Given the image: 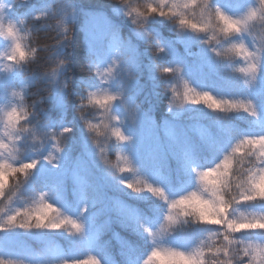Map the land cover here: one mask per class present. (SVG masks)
Wrapping results in <instances>:
<instances>
[{
    "label": "clouds",
    "instance_id": "9594fccd",
    "mask_svg": "<svg viewBox=\"0 0 264 264\" xmlns=\"http://www.w3.org/2000/svg\"><path fill=\"white\" fill-rule=\"evenodd\" d=\"M104 4L112 14L109 19L114 47L102 57L86 53L82 60H77L72 48L74 28L67 19L74 8L61 4L57 12H42L37 16V19L51 16L47 23L48 31L43 33L45 42H41L40 33L31 25L21 28L6 19V9L11 4L0 0V37L11 42L9 47L0 51V69L10 71L14 66H20L24 74L21 87H13L0 97V220L19 213L18 220L32 225L15 228L82 236L85 220L81 215L87 209V202L79 199L75 188L71 204L54 201L51 192L45 190L24 199L22 189L29 176L13 178L4 190V175L8 169L3 162L6 160L13 165L25 162H17L24 151L21 142L25 145L30 142L32 151L36 153L47 145L42 158L57 169H63L65 161L78 149L73 163L83 162L95 170L94 190L109 194V200L130 209L138 219L142 210L129 201L154 198L166 206L163 216L166 221L169 202L190 191L170 198L166 187L153 178L142 161L141 152L154 155L161 165L168 163L175 150L170 128L181 117L182 111L188 105H204L211 109L203 102L186 100L185 85L199 92H209L222 101L238 102L240 98L214 95L201 88L194 78L193 62L206 58L208 66L216 74H237L235 65L240 61L233 59L235 55H224L234 43H242L252 52L258 51L260 61L264 58V0H251L234 14L223 10L217 0H104ZM216 8L244 21L240 29L226 33L225 25L216 18ZM61 45L64 52L58 54L56 49ZM21 46L31 55L13 61L14 47L19 55H23ZM194 48L198 51L194 52ZM241 58L243 64L248 62ZM36 69H39V75L35 74ZM233 78L242 80L241 88L249 86L245 83L248 77L237 75ZM29 84L33 85L31 90ZM16 92L20 95L17 96ZM243 101H251L254 105L251 99L243 98ZM14 108L18 111L14 114L13 124L9 113ZM211 110L249 113L227 108ZM42 118H48L52 126L42 127ZM259 144L264 148V140ZM44 157L52 159L49 161ZM219 162L204 168L209 170L207 188L197 179L199 191L209 199H215L212 190L226 175L227 164L218 167ZM253 190L264 192V175L254 180ZM41 193L45 194L43 199ZM16 201H21L19 206ZM45 201L47 207L44 206ZM219 203L216 200V204ZM154 208L155 205L149 203L143 211ZM73 209L78 214H73ZM175 211L179 213L180 209ZM66 217L80 222L83 231H70V224L59 229L47 227ZM40 218H44V223L36 226ZM111 218L107 216L105 223L111 222ZM186 218L192 219L191 216ZM161 225L155 231L143 223L140 226L155 242L161 233ZM146 229L154 235L150 236ZM153 247L142 264L146 260L147 264H185L167 254L148 259ZM12 260L17 264H63L64 261L48 255L46 242H39L30 256ZM260 264H264V259Z\"/></svg>",
    "mask_w": 264,
    "mask_h": 264
},
{
    "label": "trees",
    "instance_id": "16d2710c",
    "mask_svg": "<svg viewBox=\"0 0 264 264\" xmlns=\"http://www.w3.org/2000/svg\"><path fill=\"white\" fill-rule=\"evenodd\" d=\"M217 2L223 10L234 14L239 11L237 9L242 10V7L251 0H217ZM5 3L11 4V7L6 9V19L21 28L31 25L34 31L40 33L41 42H45L43 33L48 31L47 23L51 21V16L45 15L39 19L37 16L42 12L49 14L57 12L61 4L74 8L67 19L74 28L72 48L77 60H82L86 53L88 56L102 57L114 47L109 19L112 14L108 12L104 0H5ZM10 43L9 40L0 37V51L7 48ZM56 51L58 54H63L64 47L57 46ZM193 51L196 52L198 49L194 48ZM233 59L240 61L235 65V69L243 65L241 57L233 56ZM193 73L197 83L204 90L212 92L216 88L234 97H240L239 101H243V98L251 99L256 106L257 115L254 117L246 112H214L204 105L186 106L181 117L172 126L178 134L189 138L190 143H186L184 149L179 147L177 152L169 157L168 163L161 165L157 160L152 167L154 179L166 187L170 196L200 190L197 171L212 167L221 160L214 153L215 148L223 150L246 135H264V58L256 81L251 86L243 88H241L242 80L233 78L237 75L243 78L245 76L243 73L237 71V74L218 75L208 66L206 58H198L193 62ZM35 74L39 75V69H36ZM23 83L24 74L20 66H14L10 71L0 69V87L2 86L5 91L0 97L6 95L13 87H21ZM32 87L33 85H28L29 90ZM41 126L46 129L52 126V123L48 118H42ZM76 135L79 136V132H76ZM20 146L24 151L17 162L31 159L39 161L23 186V198L28 199L36 192L45 190L51 192L54 201L71 204L75 188L79 193V199L87 202V209L83 214L86 218L91 217V222L85 221L82 236H73L66 232L26 231L15 227L0 230V257L6 261H13L12 259L21 256L28 257L39 242H46L48 255L57 260L83 259L91 254L96 256L101 264H142L148 251L153 246H157V238L153 242L140 225L143 223L153 231L161 224L164 225L166 221L163 220V216L166 206L163 202L154 198L150 201H129L134 207L142 210V215L138 219L130 209L109 200V194L94 190L97 178L95 170L83 162L73 163L75 156L78 155V149L65 161L63 169H57L42 158L47 152V145L38 153L32 151L30 142L27 145L21 142ZM247 152L248 150L245 149L237 157L239 162L233 167L234 179L231 181V190L225 192L228 199L232 196L238 197L239 188L236 185L246 180L249 170L264 166L259 164L255 155H248ZM20 203L21 201H16L17 206ZM149 203L155 205L154 210L143 211ZM252 204L264 205V201L234 203L233 209H236V212L231 215L236 216L238 211L241 212L242 207ZM73 214H78L75 209ZM109 215L112 217L111 222L105 223V218ZM178 229L190 240L184 251H190L197 246L207 250L226 243L223 241V230L218 225L202 224L190 218L187 222H181ZM204 232L212 233L211 244H204L203 235L201 236ZM232 236L237 241L260 242L264 240V231L240 232ZM229 247L233 254L240 248L239 244ZM222 258L206 251V264H218Z\"/></svg>",
    "mask_w": 264,
    "mask_h": 264
},
{
    "label": "snow or ice",
    "instance_id": "6c2138e0",
    "mask_svg": "<svg viewBox=\"0 0 264 264\" xmlns=\"http://www.w3.org/2000/svg\"><path fill=\"white\" fill-rule=\"evenodd\" d=\"M215 15L216 18L225 25L224 31L226 33L238 31L244 23V21L228 16V14L219 8L215 9ZM16 44H20L19 40L16 41ZM20 52H23L22 56L19 55L14 47L12 56L13 61L26 59L31 55V53L24 50L22 46L20 47ZM230 54L237 57H243L248 61L236 69V71H239L248 77L245 83L251 86L256 81L260 72L261 61L259 52L248 50L242 43H234L226 49L224 53L226 56H229ZM250 57H255V59H249ZM15 94L17 96L20 95L19 92H16ZM184 96L185 99L189 101L203 102L213 110L223 111L226 108L229 110H245L250 114L257 115L255 106L251 101H222L209 92H199L187 85H185ZM17 111L18 110L14 108L12 112L9 113L10 121H12L13 124V117ZM116 134L120 136L121 139H124L120 132H117ZM260 140H264V135L243 136L237 140L231 150L223 156L217 166L219 167L226 163L227 171L225 177L216 185L215 189L212 190L215 199H209L208 197H205L201 191L193 190L186 193L184 196L169 202L170 210L166 217L168 225L174 224L181 216L185 218L191 216L196 222L220 226L223 230V241L226 243L223 246L208 248L207 250L203 247L197 246L190 251L157 245L151 250L148 259H151L153 256L164 257L165 254H167L168 257L182 260L185 264H206L205 255L207 251L223 257L218 261V264H260L261 260L264 259V243L253 242L251 240L247 242L244 240L237 241L233 238L232 234L264 230V214H254L250 216L241 215L240 217H236L231 215V209L233 208L234 203L239 204L256 200L264 201V192H256L253 190L254 180L260 175H264V166L249 170L246 180L237 183L236 187L240 189L238 197L232 196L231 199H228L225 196V192L230 191L232 187L231 181L234 179L233 167L239 162L237 157L242 154L245 149L248 150V155H255L259 164L264 165V148H261V145L259 144ZM44 159L51 161L52 158L44 157ZM38 162L37 159H33L25 161L20 165H13L11 162L5 160L3 163L8 169V172L4 175V190H7V187L11 184L13 178H17L18 176L27 178L30 176L32 169L36 167ZM208 172V169L197 171V179L205 188H207L206 179ZM241 185H243V187H241ZM157 194L159 195L160 193L157 191ZM44 195L45 194L41 193V199H43ZM216 200L220 202L218 205L216 204ZM205 205H207V210H205ZM44 206L47 207L46 201ZM176 209H180L179 213L175 211ZM189 209H191V211ZM18 215L19 213H16L0 220V230L15 226H32L29 223L18 220ZM43 223L44 218H40L36 226H41ZM66 224L71 225L70 231L77 233L83 231V225L80 222L67 217L61 219L59 223L48 224L47 227L59 229ZM164 227V225H161L160 231H163ZM146 230L149 231L150 236L154 235L151 230ZM233 244H239L240 246L235 254L230 252L229 246ZM0 264H17V262L6 261L0 257ZM63 264H100V261L96 256L89 254L83 259L64 260ZM145 264H147V260L145 261Z\"/></svg>",
    "mask_w": 264,
    "mask_h": 264
},
{
    "label": "rangeland",
    "instance_id": "374dc122",
    "mask_svg": "<svg viewBox=\"0 0 264 264\" xmlns=\"http://www.w3.org/2000/svg\"><path fill=\"white\" fill-rule=\"evenodd\" d=\"M232 1V0H231ZM237 1V0H234ZM240 10V9H237ZM10 45H7V47H9ZM195 77V76H194ZM213 94L214 95H218V96H225V97H234L228 93H226L224 90H216V88L213 89ZM5 94V91L3 89V87H0V95L1 94ZM217 99H220L219 97H217ZM170 136L172 138V141L174 143V153L175 154L178 150V148H182L186 145V143H190V139L186 138V136L180 135L176 132L175 128L173 126H171L170 128ZM211 145V144H210ZM234 145V144H233ZM227 146L225 147L223 150L220 148H215L214 153L216 154V156H219V159H222L223 156L228 153L232 146ZM144 153V155H143ZM141 159L142 161L145 162L146 167H148L150 169V171L153 174V178H155V174L152 171V167L157 163V158L154 155L145 153V152H141ZM177 197L176 194L170 196V198H175ZM233 208H235V206H233ZM231 209V213L236 212V209ZM254 214H264V205L261 204H252V205H248V206H244L241 208V212L238 211V214H236V217H240L241 215H246V216H250V215H254ZM81 218L84 219L85 221H89L91 222V217L88 216V218H86V216L84 214L81 215ZM190 218H185V217H179L178 220L171 225H168L167 222L164 223V229L163 231H161L160 234L157 235V245H160L162 247H173V248H178L181 250H185L186 246L188 245V243L190 242V240L187 239L186 235L183 234V232L178 229L179 224L181 222H187L189 221ZM93 221V219H92ZM94 222V221H93ZM264 231V230H263ZM202 240L204 242V244H211L212 241V233H205L201 234ZM196 238H194L195 240ZM208 240V241H206ZM260 243H264V240L260 241ZM206 244V245H207Z\"/></svg>",
    "mask_w": 264,
    "mask_h": 264
}]
</instances>
